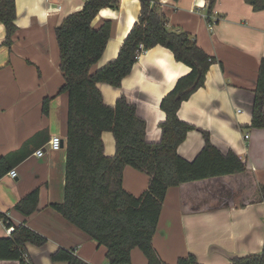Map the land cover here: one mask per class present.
<instances>
[{
  "label": "crops",
  "instance_id": "crops-1",
  "mask_svg": "<svg viewBox=\"0 0 264 264\" xmlns=\"http://www.w3.org/2000/svg\"><path fill=\"white\" fill-rule=\"evenodd\" d=\"M207 1L158 0L167 28L188 32L215 58L203 86L178 108L179 118L196 129L186 134L177 152L187 160L194 157L204 144L202 130L222 153L232 150L242 158L247 169L167 188L152 244L168 264L187 254L202 264H227L233 256L264 248V128L249 125L257 71L264 58V10H254L244 0H216L207 18ZM84 2L15 0L16 33L9 46L3 45L0 23V157L8 158L16 171L14 178L8 173L0 177V237L9 236L6 230L13 226H6L2 216L44 236L42 246L26 243L30 264H66L51 260L60 248L89 264H109L105 246L52 207L64 200L68 100L66 93H57L63 77L54 29L70 12L81 10ZM139 8V0H119L116 9L98 11L91 25L96 28L109 20L111 31L91 72L117 56ZM188 70L171 51L156 45L136 60L119 87L106 82L97 87L108 105L122 95L134 103L145 120L146 140L156 142L164 118L159 102ZM45 97L52 98L47 113L42 112ZM56 135L61 145L52 150L47 142ZM101 140L104 154L113 155L112 133L103 132ZM40 148L43 154L38 157L35 152ZM122 178L123 188L135 196L147 187V175L130 165L124 166ZM33 189H38L37 208L22 215L14 205ZM129 261L147 264L137 247ZM0 264L19 261L0 259Z\"/></svg>",
  "mask_w": 264,
  "mask_h": 264
},
{
  "label": "trees",
  "instance_id": "trees-1",
  "mask_svg": "<svg viewBox=\"0 0 264 264\" xmlns=\"http://www.w3.org/2000/svg\"><path fill=\"white\" fill-rule=\"evenodd\" d=\"M216 0L207 1V18ZM254 10H264V0H244ZM136 22L120 44L117 56L95 71L92 65L101 57L110 36V22L98 27L91 21L102 7L116 9L119 0H85L81 10L70 12L55 27L59 64L63 83L57 93L67 100L65 135L64 200L52 207L74 226L82 229L98 245L106 248L109 264L129 263L131 250L137 247L147 264H168L159 257L152 238L168 187L224 177L246 171L247 164L232 150L221 152L209 140L208 132L199 130L203 146L190 160L177 152L186 134L196 129L178 116L180 104L202 87L206 72L215 58L208 55L185 31L167 28V20L158 0H139ZM15 0H0V23L4 27L3 45L9 46L16 33ZM145 48L161 45L172 52L176 61L189 67L179 76L159 102L164 118L159 122L160 138L146 140L145 120L138 116L134 103L125 95L113 105L104 103L98 83L121 85L136 63L138 44ZM254 87L251 127L264 128V58L259 64ZM52 98L45 97L42 112L47 113ZM110 131L115 152L104 154L101 134ZM130 165L143 171L147 187L135 196L122 185V171ZM8 158L0 157V177L12 168ZM38 189H33L14 205L22 215L34 212ZM12 230L0 237V259H16L23 264L26 243L42 246L46 238L24 224H14L2 216ZM51 260L66 264H89L63 248L51 254ZM176 264H202L192 254L179 256ZM227 264H264V248L259 253L233 256Z\"/></svg>",
  "mask_w": 264,
  "mask_h": 264
},
{
  "label": "built area",
  "instance_id": "built-area-1",
  "mask_svg": "<svg viewBox=\"0 0 264 264\" xmlns=\"http://www.w3.org/2000/svg\"><path fill=\"white\" fill-rule=\"evenodd\" d=\"M210 23L211 22L209 21V24ZM138 45L139 46H138L137 51H136V54H135V60H137L143 53H145L147 51V48H145L141 43L138 44ZM244 137L247 138L248 137V134H245ZM47 145H48V147H50V149L57 150V149L60 148L61 138L58 135L52 136L49 139V141L47 142ZM42 154H43V150L41 148L35 152V155L38 156V157H40V155H42ZM8 174L12 178H14L16 176V171L14 169H11V170L8 171ZM11 230H12V226H9L6 231L8 232V234H10L11 233L10 232ZM22 261H23V264H30L29 256H28V253L27 252H23V254H22Z\"/></svg>",
  "mask_w": 264,
  "mask_h": 264
}]
</instances>
